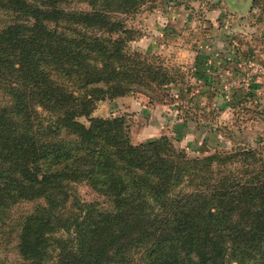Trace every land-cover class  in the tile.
<instances>
[{"label":"trees","instance_id":"trees-1","mask_svg":"<svg viewBox=\"0 0 264 264\" xmlns=\"http://www.w3.org/2000/svg\"><path fill=\"white\" fill-rule=\"evenodd\" d=\"M157 1L0 0V235L22 264H264L254 150L192 158L166 136L133 144L123 118H91L99 102L154 103L174 81L128 53L118 18Z\"/></svg>","mask_w":264,"mask_h":264},{"label":"rangeland","instance_id":"rangeland-1","mask_svg":"<svg viewBox=\"0 0 264 264\" xmlns=\"http://www.w3.org/2000/svg\"><path fill=\"white\" fill-rule=\"evenodd\" d=\"M221 2L220 0H159L153 5L146 4L135 14L120 15V17L118 15L124 27L132 32V39L127 43L126 48L128 53L137 52L148 62L162 66L174 81L167 88L154 89L155 93L152 94L154 103L141 94L118 98L113 102H99L91 118H123L133 144L141 143L145 138L143 131L147 128L155 135L166 136L177 149L184 150L192 158H202L217 152L230 153L235 149L240 151V148H245L254 150L256 158L264 162V110L261 106L247 108L249 105L246 107L243 103L232 100L231 95L225 93L223 103H214L208 95L195 92L196 89L200 91L206 89V77L197 76L194 77L195 81H192L194 75L191 76L192 69L189 68V64L184 66L185 70H180L171 62L172 60L170 61L169 54L166 56L162 51L151 49V43L161 42L157 39H162L159 32L165 27L167 32L163 35V39L165 43L174 41L177 44L176 49L183 48L184 46L181 45L187 44L193 50L198 43L205 40L223 39L224 45L230 43L231 50L236 51L237 45L243 43L242 52L238 55L235 51L230 53V56L234 55L238 58L235 62L237 66L234 67L237 72L234 74L229 68L227 77L240 79L239 76L244 74L240 70L243 67L241 62L246 60L248 55L264 66V22L256 23V17L253 16L255 14L259 16L260 11L256 10L252 14L250 12L244 20H237L236 15L228 12ZM257 4L259 8L261 2L258 1ZM216 5L218 6L215 7ZM152 6L153 8H150ZM74 8L88 10L85 5ZM164 15H167V21L163 23ZM176 19L179 21L175 30ZM239 58L244 59L240 61ZM256 78L258 77H255L251 84L257 81ZM180 82L185 84L175 87ZM208 104L217 109L215 111L217 117L211 129L204 126L196 127L186 121L180 124L172 122L179 115L182 119L191 120L198 117L203 123L208 122L214 114H211L212 107L208 108ZM260 111L263 112L262 116L258 114ZM152 116L155 122L158 117L162 119L157 122L160 125L150 123ZM78 121L86 127L89 125L85 118H80ZM75 192L84 202H97L106 206V201L86 184L76 185ZM33 208L34 204L29 202L19 204L13 208L8 223L19 220ZM8 233L5 230L4 236L0 235V264H22L14 249L13 239H10Z\"/></svg>","mask_w":264,"mask_h":264},{"label":"crops","instance_id":"crops-1","mask_svg":"<svg viewBox=\"0 0 264 264\" xmlns=\"http://www.w3.org/2000/svg\"><path fill=\"white\" fill-rule=\"evenodd\" d=\"M258 1L261 2V5L259 8H257ZM220 2L221 4L223 3L226 6V8L228 9V12L236 15L237 20H244L250 12L252 14V12H255L256 10H258V12L260 11L259 16H257L256 14L253 15L254 17H256V20H257L256 23H260V21L264 22V0H254L250 9L247 11L245 15L242 14L243 5H244L245 0H220ZM217 6L218 5H216L215 7ZM179 15H181V13ZM165 20L167 21V15H164L163 23L166 22ZM168 20H169V17H168ZM178 21L179 20L177 19L175 21V25H176L174 26L175 30H176ZM164 28L165 27H163V29L159 32V35L162 39H157L158 42L159 41L161 42L158 44L151 43V49L162 51L164 52L166 56L169 54L170 61L172 60L171 62L176 64V66L180 70H185L184 66H188L189 64V68L192 69L191 76L194 75L191 78L192 81H195L194 77H197V76H204L207 78V82L205 83L206 89H204V91H200L196 89L195 92L199 94L208 95L209 98L214 101V103L216 102L223 103L224 93L221 91V79L224 78L225 75L229 74V70H228L229 68L231 69L232 72H234V74L237 72L234 70V67L237 66L235 62L238 61L237 60L238 58L234 55L230 56V53H233L235 49L231 50V47L229 46L230 43H227L226 45H224L222 43L223 39H215L214 41L205 40L202 43H198L197 47L193 50L187 44L181 45V46H184L183 48L176 49L175 45L177 46V44L174 41L171 43H165L163 39L164 37L163 35L167 32V30ZM186 42H188V40H186ZM242 45L243 43H239L237 45L238 47L236 48V51H235L237 55L240 52H242L241 51ZM248 58H249V55L246 59ZM242 59H240V61H242ZM203 71H205L206 75L205 73L203 74ZM256 79L257 81H254L253 83L254 85L251 84L249 87L254 92L253 97L252 99L245 98L243 105H245L246 107L249 105V107L247 108H253V106H256V107L261 106V109L264 110V73H262ZM184 84L185 83L180 82L178 83V85H175V87L182 86ZM247 93L248 91L239 92V93H236L235 95H241V94L246 95ZM234 100H237V99H234ZM207 107L208 108L212 107L211 114L214 113L213 114L214 117L212 116L211 118H209L208 122L203 123V121H201V119L198 117L191 118V120H188L187 118L182 119L180 115L176 116L175 119L172 120V122L176 124L177 123L180 124L183 121H187L189 122V124L195 125L196 127L204 126V127H208L211 129V127H213L212 123L214 119L217 117L215 116L216 115L215 111L217 109L214 106L209 105V104ZM228 109L232 112V109L229 106H228ZM262 113H263L262 111L258 112L260 116H262ZM156 120L157 122H160V120L162 119L158 117L156 118ZM157 122H155V119H153V116H152V120L150 121V123L155 124V125H160ZM143 135L145 136V138L142 141L158 136V135L151 133L150 129H147V128L144 129Z\"/></svg>","mask_w":264,"mask_h":264},{"label":"built area","instance_id":"built-area-1","mask_svg":"<svg viewBox=\"0 0 264 264\" xmlns=\"http://www.w3.org/2000/svg\"><path fill=\"white\" fill-rule=\"evenodd\" d=\"M242 65L243 67L240 70L244 72V74H239L240 79L227 77V75L221 79V91L226 95L233 96L236 93L248 91L253 79L264 72L263 64H259L254 58L244 60Z\"/></svg>","mask_w":264,"mask_h":264},{"label":"water","instance_id":"water-1","mask_svg":"<svg viewBox=\"0 0 264 264\" xmlns=\"http://www.w3.org/2000/svg\"><path fill=\"white\" fill-rule=\"evenodd\" d=\"M253 1L254 0H245L244 5H243V11H242L243 15H245L247 11L250 9Z\"/></svg>","mask_w":264,"mask_h":264}]
</instances>
